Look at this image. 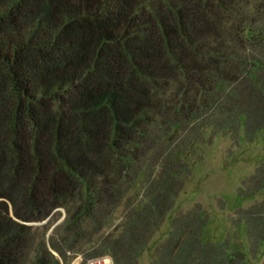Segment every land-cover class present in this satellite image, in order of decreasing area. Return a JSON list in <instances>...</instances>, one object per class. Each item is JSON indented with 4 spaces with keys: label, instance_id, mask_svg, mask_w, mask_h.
Listing matches in <instances>:
<instances>
[{
    "label": "trees",
    "instance_id": "obj_1",
    "mask_svg": "<svg viewBox=\"0 0 264 264\" xmlns=\"http://www.w3.org/2000/svg\"><path fill=\"white\" fill-rule=\"evenodd\" d=\"M263 129L264 0H0V264H136L203 145Z\"/></svg>",
    "mask_w": 264,
    "mask_h": 264
},
{
    "label": "rangeland",
    "instance_id": "obj_2",
    "mask_svg": "<svg viewBox=\"0 0 264 264\" xmlns=\"http://www.w3.org/2000/svg\"><path fill=\"white\" fill-rule=\"evenodd\" d=\"M203 146L174 207L136 264H178L184 257L187 264H264V129L252 138L219 135ZM187 221L204 222V244L193 241L192 254L182 247L192 235ZM227 253L233 258L223 260ZM84 256L73 255L63 264H89L91 258Z\"/></svg>",
    "mask_w": 264,
    "mask_h": 264
},
{
    "label": "built area",
    "instance_id": "obj_3",
    "mask_svg": "<svg viewBox=\"0 0 264 264\" xmlns=\"http://www.w3.org/2000/svg\"><path fill=\"white\" fill-rule=\"evenodd\" d=\"M89 264H115L111 255H101L89 260Z\"/></svg>",
    "mask_w": 264,
    "mask_h": 264
},
{
    "label": "water",
    "instance_id": "obj_4",
    "mask_svg": "<svg viewBox=\"0 0 264 264\" xmlns=\"http://www.w3.org/2000/svg\"><path fill=\"white\" fill-rule=\"evenodd\" d=\"M49 218L45 219L43 222H46Z\"/></svg>",
    "mask_w": 264,
    "mask_h": 264
}]
</instances>
